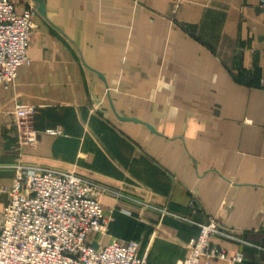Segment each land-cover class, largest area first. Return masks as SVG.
I'll return each mask as SVG.
<instances>
[{"label":"crops","instance_id":"obj_1","mask_svg":"<svg viewBox=\"0 0 264 264\" xmlns=\"http://www.w3.org/2000/svg\"><path fill=\"white\" fill-rule=\"evenodd\" d=\"M259 1L41 0L31 64L0 85V220L14 166L55 168L119 194L95 239L138 243L144 264H176L209 220L239 240L212 237L213 264H264ZM18 104L35 145L18 144Z\"/></svg>","mask_w":264,"mask_h":264},{"label":"built area","instance_id":"obj_2","mask_svg":"<svg viewBox=\"0 0 264 264\" xmlns=\"http://www.w3.org/2000/svg\"><path fill=\"white\" fill-rule=\"evenodd\" d=\"M259 2L264 6V0ZM34 19L32 6L18 11L12 0H0V85L5 89L16 81L21 67L31 64ZM13 114L19 146L35 145L39 137L34 127L36 108L18 104ZM13 169L15 179L0 220V264H144L138 243L111 240L101 244L95 239L107 235L111 222L101 199L118 193L55 168L17 165ZM197 228L198 235L188 242L186 256L176 264L226 260L225 251L212 246L211 238L239 241L214 220ZM232 261L241 262L240 255Z\"/></svg>","mask_w":264,"mask_h":264},{"label":"rangeland","instance_id":"obj_3","mask_svg":"<svg viewBox=\"0 0 264 264\" xmlns=\"http://www.w3.org/2000/svg\"><path fill=\"white\" fill-rule=\"evenodd\" d=\"M39 3L36 1V0H32V1H30V3H29V7L30 6H32L33 7V9L35 10V18L37 17V11H36V6L38 5ZM34 21H35V19H34ZM35 28H36V22H35ZM5 196L3 195V194H1V196H0V202H3V198H4ZM172 217V216H171ZM173 219H175L176 220V222H180V223H182L183 221H181L179 218H175V217H172ZM193 225V224H192ZM193 226H195V225H193ZM197 227V226H196ZM198 229V228H197ZM99 236V235H98ZM102 236H100V238H101ZM154 249H155V247H154ZM148 264H150V262L148 263Z\"/></svg>","mask_w":264,"mask_h":264},{"label":"water","instance_id":"obj_4","mask_svg":"<svg viewBox=\"0 0 264 264\" xmlns=\"http://www.w3.org/2000/svg\"><path fill=\"white\" fill-rule=\"evenodd\" d=\"M38 3H40L41 0H36ZM93 247L96 248V245L93 244Z\"/></svg>","mask_w":264,"mask_h":264}]
</instances>
